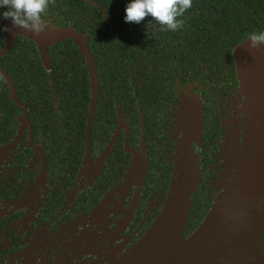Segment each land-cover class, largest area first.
Instances as JSON below:
<instances>
[{
	"label": "flooded vegetation",
	"instance_id": "flooded-vegetation-1",
	"mask_svg": "<svg viewBox=\"0 0 264 264\" xmlns=\"http://www.w3.org/2000/svg\"><path fill=\"white\" fill-rule=\"evenodd\" d=\"M1 28L3 51L6 34ZM16 37L21 36L12 38L4 55ZM191 88L182 90L171 110L162 129L161 153L155 157L159 162L154 165L149 158L155 152L144 146L141 132L133 135L130 145V130L119 116L98 149L99 135L90 134L93 116L86 136L89 110L83 130L77 126L75 111L60 112L67 116L59 120L39 119L42 127L51 130L50 141L44 131L33 136L25 103L19 104L21 110L15 115L0 111V264H111L120 259L157 217L167 198L172 165L181 152L183 120L188 116L184 97L196 96L200 101V139L190 149L198 170L204 167L213 202L229 182L233 147L241 142V96L236 90L224 95L219 109L218 97H214L205 112L202 99ZM2 97L17 103L11 86ZM61 124L67 130L64 136H59ZM201 145L207 146L206 154ZM45 149L47 160L64 150L65 161L44 163ZM64 164L63 169L55 167ZM129 171L134 174L128 177Z\"/></svg>",
	"mask_w": 264,
	"mask_h": 264
},
{
	"label": "trees",
	"instance_id": "trees-1",
	"mask_svg": "<svg viewBox=\"0 0 264 264\" xmlns=\"http://www.w3.org/2000/svg\"><path fill=\"white\" fill-rule=\"evenodd\" d=\"M130 2L55 0L43 19L49 28H70L85 37L96 76L90 134L99 135L98 149L106 143L119 116L130 130V145L133 146V135L141 132L144 146L155 152L149 158L154 165L159 162L155 157L162 149V129L184 88L192 87L198 93L205 112L214 97H218L219 109L224 95L235 90L239 94L232 50L248 34L264 31V0H192V7L180 17L183 27L174 32L147 29L151 17L139 24L126 23L125 8ZM5 10L0 9V13ZM151 23L154 25L155 21ZM3 34L0 26V45ZM45 54L43 61L31 40L14 39L10 51L0 57V111L15 115L21 110L19 104L25 103L33 136L44 131L50 141L51 130L39 122L43 117L59 120L67 116L60 112L75 111L77 126L83 130L89 79L84 59L71 39L46 47ZM8 86L13 88L17 103L3 99ZM63 133L67 130L61 124L59 136ZM36 140L31 138L34 145ZM206 147L201 145L202 154H206ZM47 159L45 149L44 163L65 161V152H54ZM55 167L63 169L65 164ZM198 172L183 237L199 225L212 204L202 165Z\"/></svg>",
	"mask_w": 264,
	"mask_h": 264
},
{
	"label": "water",
	"instance_id": "water-1",
	"mask_svg": "<svg viewBox=\"0 0 264 264\" xmlns=\"http://www.w3.org/2000/svg\"><path fill=\"white\" fill-rule=\"evenodd\" d=\"M5 31L6 48L14 36L30 39L43 61L46 47L71 39L85 60L90 83L86 123L95 104L96 76L86 49L85 37L72 29L49 28L39 37L0 19ZM248 39V38H247ZM245 39L232 50L234 73L241 96V146L228 184L220 190L199 225L186 237L183 230L190 208V196L198 183V166L190 144L201 134L200 101L184 97L188 116L183 120L181 152L174 162L172 182L157 217L135 244L111 264H264L261 231L264 226V46L250 49ZM129 171L128 177L133 175Z\"/></svg>",
	"mask_w": 264,
	"mask_h": 264
},
{
	"label": "clouds",
	"instance_id": "clouds-1",
	"mask_svg": "<svg viewBox=\"0 0 264 264\" xmlns=\"http://www.w3.org/2000/svg\"><path fill=\"white\" fill-rule=\"evenodd\" d=\"M55 0H0V9H6L0 16L11 22L13 27L23 28L39 37L49 30L43 17ZM192 7V0H131L125 8V22L139 24L146 17L151 20L146 25L158 31H176L183 27L180 19ZM151 21H155L153 25ZM158 26V28H157ZM11 32V28H4ZM248 47L258 50L264 46V31L248 34Z\"/></svg>",
	"mask_w": 264,
	"mask_h": 264
},
{
	"label": "rangeland",
	"instance_id": "rangeland-1",
	"mask_svg": "<svg viewBox=\"0 0 264 264\" xmlns=\"http://www.w3.org/2000/svg\"><path fill=\"white\" fill-rule=\"evenodd\" d=\"M239 102H240V100H239ZM239 108H240V103H239ZM239 111V110H238ZM239 114H240V120H241V122H242V117H241V113H240V111H239ZM240 146H241V142L240 143H238L237 145H234V153L232 154V157H231V163L229 164V166H231L232 167V171H233V167H234V162H235V158H236V156L238 155V150L240 149Z\"/></svg>",
	"mask_w": 264,
	"mask_h": 264
}]
</instances>
